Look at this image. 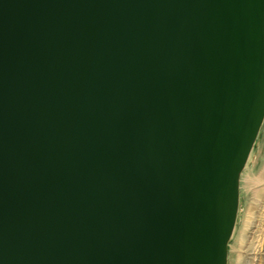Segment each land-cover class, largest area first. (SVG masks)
<instances>
[{"label": "water", "instance_id": "1", "mask_svg": "<svg viewBox=\"0 0 264 264\" xmlns=\"http://www.w3.org/2000/svg\"><path fill=\"white\" fill-rule=\"evenodd\" d=\"M264 122V0H0V264H228Z\"/></svg>", "mask_w": 264, "mask_h": 264}, {"label": "rangeland", "instance_id": "2", "mask_svg": "<svg viewBox=\"0 0 264 264\" xmlns=\"http://www.w3.org/2000/svg\"><path fill=\"white\" fill-rule=\"evenodd\" d=\"M246 165L244 181L248 172H254L256 180L249 190L240 183V207L229 241L228 264H264V122Z\"/></svg>", "mask_w": 264, "mask_h": 264}, {"label": "bare ground", "instance_id": "3", "mask_svg": "<svg viewBox=\"0 0 264 264\" xmlns=\"http://www.w3.org/2000/svg\"><path fill=\"white\" fill-rule=\"evenodd\" d=\"M263 125V124H262ZM253 150V149H252ZM250 156H251V154H250ZM250 158V157H249ZM249 160V159H248ZM247 166V165H246ZM245 170H244V172H242L241 173V178H240V183H242V186H243V188L245 189V190H249V189H251V186L254 184V182H255V174H253L254 172H248L250 175H249V177H248V175H246L247 177H246V179H245V181H244V178H245V176H244V174H245Z\"/></svg>", "mask_w": 264, "mask_h": 264}]
</instances>
